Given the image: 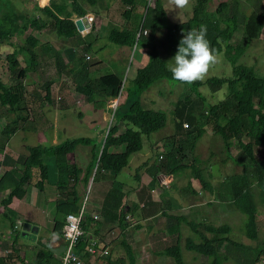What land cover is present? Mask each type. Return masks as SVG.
I'll return each instance as SVG.
<instances>
[{"label":"trees","instance_id":"16d2710c","mask_svg":"<svg viewBox=\"0 0 264 264\" xmlns=\"http://www.w3.org/2000/svg\"><path fill=\"white\" fill-rule=\"evenodd\" d=\"M96 2V0H91ZM120 0L127 8L123 12V17L128 22H135L132 26H114L107 30V40L116 44L118 47L128 46L133 48L135 45L143 46L146 50L148 61L144 66L137 70L135 78L128 84V90L119 99L118 106L114 113V120L104 130L100 131L95 137H68L64 141L53 143L48 146H30L29 153L17 162H13L15 168H7L8 157L0 153V193L9 191L2 200L3 214L11 221L14 226V219L10 216L12 209H17L18 203L25 195L24 185L30 183L35 176L33 170H37L40 179L36 185L40 188L44 186L45 180L49 177L50 163L53 162L59 172L61 180L66 174L67 179L74 180L69 188L63 185L61 180L58 182L60 194L57 198V211L63 215L64 219L70 212H78L82 205L80 188L88 184L93 171L104 169L119 174L128 166L132 154L143 148V136L150 135L167 125V115L162 110L148 109L142 105V93L154 82L160 79L173 80L170 71L167 70L168 62L163 58V54L173 56L181 37L189 30L198 28L204 24L207 28L206 36L210 47L215 50V54L225 50L228 60L233 64V75L227 78L211 77L206 81L196 80L190 83L191 89L198 96V109L201 114L196 115L193 102L187 109L186 104L191 100L178 101L175 104L174 120L176 124L175 135L172 137V146H169L167 156L157 164V170L167 175L181 174L191 168L195 179L199 180L202 188L210 192L213 184L206 176V172L201 168L202 164L208 160L201 159L197 154L193 156L189 163L185 162L182 154L184 149L195 151L197 141L205 134L207 123H212L213 130L219 134L223 140L224 148L230 158L231 149L235 144H239L241 150L246 154V160L241 163L242 173L231 174L225 179V192L232 196L231 205L246 216L243 226L244 233L250 239L257 240L259 235V205H264V171L258 168L260 161L256 155L257 147H264V76L259 75L254 67L248 65H237L238 59L244 55L251 42L258 39L264 30V8L262 10H252L245 13L239 9L241 5L238 0L220 2L215 10L210 11L212 0H194V7L189 19L182 23H174L169 19L165 9L164 0ZM73 5L78 6L77 0H72ZM9 0H0L3 6V14L0 15V65L3 60L1 47L8 44L14 47L5 61L22 66L20 74L28 75L26 69L35 68L40 64L43 49L40 46L39 38L34 34L41 31L44 27L53 29L59 36L72 38L81 34L76 26L73 15L78 17L86 15V11L79 5L77 8L70 9L64 2H50L45 6L35 5V11L42 15L33 18H26L24 23L17 24L20 16L17 8ZM97 20L93 23L90 33L98 31ZM239 25H243L244 34L242 40L233 45L231 40ZM33 30L21 44H16L11 40L13 36H20L27 30ZM141 29L139 38L138 32ZM145 31H147L145 33ZM86 35V36H87ZM85 36V37H86ZM88 36V37H89ZM96 40V37H95ZM92 41V40H90ZM96 42V41H95ZM89 43L87 49L97 45ZM101 47V45L99 46ZM138 48V47H137ZM102 50V48H99ZM55 62L59 73L68 69L69 78L64 80V86H68L71 93L75 95L84 94L89 96L91 93L98 92L103 94L109 101L119 95L124 76L113 72L101 76H91L90 64L84 55L79 56L77 61L66 62L60 52L55 51ZM29 62L26 64L25 60ZM32 66V67H31ZM16 71V69H14ZM15 73V72H14ZM53 80L45 82L46 95L43 96L44 102H53L51 87ZM180 82V81H179ZM127 83V81H126ZM184 83V82H180ZM208 84L215 92L223 84L228 85L229 92L227 97L219 103H207L199 88ZM126 86V84H125ZM26 90L22 82L8 84L0 77V106H7L18 116L19 122H7L2 130V140L0 149H4L11 137L20 129L21 122L27 115L22 111H29L24 102ZM104 106L106 103L99 102ZM21 104L23 106L21 107ZM207 112V116L205 113ZM186 119V120H184ZM184 121L187 126H184ZM248 139L249 141L245 140ZM79 145L90 147L91 161L86 168L72 163V156ZM167 149V150H168ZM53 157L46 161L44 156ZM21 159V160H20ZM16 171L21 173L18 175ZM211 172V171H208ZM83 174L82 179H80ZM82 181V182H81ZM83 183V184H82ZM122 183H114L105 195L101 210L102 223L117 221L122 225L126 222V217L135 208L127 206L123 202V197L127 192L122 191ZM169 221H175L174 229L176 243L166 246L162 253L174 259V264H187L183 255V245L181 236V225L187 223L192 227L194 235L187 237L185 248L194 251L199 255L207 257V261L202 264H224L230 258H236L239 264H264V248L255 250V256L248 255L246 245L231 239L228 233L232 227L229 224L216 226L210 222H191L186 216H178L166 212ZM87 218V216H86ZM85 218V219H86ZM65 221V220H64ZM101 223V222H100ZM59 234L63 235L62 223H57ZM83 227L87 230L85 220ZM177 230V232H176ZM227 234V235H225ZM86 234L85 237H88ZM17 242H13L15 252L19 247ZM126 248L128 261L120 259L109 264H135L133 248L130 244L122 240ZM86 242H81L80 250L84 251ZM21 247V246H20ZM251 251V250H250ZM20 257V256H17ZM84 259V258H83ZM5 264V258L0 259ZM35 262L59 264V255L54 254L53 250L45 243L36 252Z\"/></svg>","mask_w":264,"mask_h":264},{"label":"rangeland","instance_id":"374dc122","mask_svg":"<svg viewBox=\"0 0 264 264\" xmlns=\"http://www.w3.org/2000/svg\"><path fill=\"white\" fill-rule=\"evenodd\" d=\"M9 1L12 3L10 5H14V7L17 8V13L20 16V19L18 20L17 24L24 23L26 18H33L36 14L37 16L42 15L39 11H35L36 3L41 6H44L45 4H50L51 1L56 3L64 2L69 6L70 9H73V7L77 8L80 5L87 12L86 15L90 16L93 15V12L96 9L101 10V12L104 13L105 9L107 10L109 7H111V9L109 10V15H111V19L108 21L109 27L105 29L104 32L105 38H103V40L105 41L104 43H102L101 47L95 46L93 50H91V48L87 49V45L89 43H93V46L94 43H96L97 45L99 43L97 39L95 40V33H90V35L92 36L87 35L88 31L90 32V29L87 31L85 30L81 34L72 38H65L59 36L52 28H44L42 31L36 32L29 29L20 36H13L11 40L14 41L17 45L23 43L25 38L31 32H35V35L40 36L42 43H50L49 47L46 46L47 48H51L50 50L45 52L48 55H44V52L42 51L43 54L42 59L40 61V65L35 68L26 69L28 75L20 74V69L22 68V66H20L17 62L15 64L11 62L8 63L5 61L6 56L14 50V47L8 44H4L1 47L4 61H2L0 65V77H2L8 84H15L17 82L23 83L26 93L28 91L27 103L35 101V104H31V107L33 108L29 114H31L32 118L34 117L35 119H37L36 128H32L33 124L28 123L27 127L31 130H25V132L27 133H24V131H19V133L15 134L10 140L11 146H16L20 154H28V148L30 146H48L51 145L53 139H59V141H64L70 136H91L94 129L97 128V123H103L102 127L111 124L113 120L114 108L112 109L111 107L112 101H108L103 94L95 92L94 94L90 95V97L88 98L89 101L83 100L78 95H75V99L72 98L71 100L70 95L68 93L66 94V86L61 87V76H63L64 74L65 78L67 76V71L63 70L62 74L58 72L54 55L56 54L55 51L60 52V54H62L63 56V59H65V61L67 62H76V58L81 55H84L86 60L90 64V68L92 67V69H95V72L98 73L96 74L97 76H99V74L101 73H105L108 71H117L119 72L118 74H120L121 76H123V74H125L127 70L128 72L129 70L132 72L136 64L135 57L139 50L137 48L138 46L135 45L133 48L128 46L118 47L116 44L111 43L107 40V30L114 26H119L117 23V18H122L123 11L121 7H124L125 5L122 4V2H120L119 0H112L114 2L113 5H111V0H96V2H93L91 0H77V2L79 3L78 6L73 5L72 0H50L48 4L47 1L49 0ZM178 1L184 7V10H188L190 8V11H193V4L195 3L194 0ZM221 1L223 2L225 0H213L211 2V6L217 8L219 5L218 3ZM149 3H154V0H150ZM257 4L259 3L257 2ZM252 5H254V0H241V5L239 6V9L244 10L245 13H250L253 9ZM261 5H263V2H261L258 6ZM209 10L212 11V9ZM3 11L4 8L0 5V15L3 14ZM243 34L244 27L239 26L231 40V44L235 45L239 43L242 40ZM99 48H102L100 53ZM125 55V63L127 64H124V66L121 67L118 61L121 60ZM162 56L168 63H171V55L163 54ZM216 56V62L209 67L206 75L203 77V79H201L202 81H206L211 77L227 78L233 75V64L228 60L225 54V50L221 53L216 54ZM28 62L29 59L25 60L26 64ZM237 65L252 66L259 75L264 76V30L258 39H255L251 42L244 55H242L238 59ZM14 69H16V71H14ZM121 70H124L123 74H121ZM47 79L53 80V102L42 101L39 98V94H35L34 96L32 95V93L36 92V88H39L41 84H44L45 80ZM129 83L130 82L128 81L125 87V93L129 88H127V86H129ZM199 90L202 95L206 98L207 103H219L227 97V94L229 92L227 84H223L222 87L215 92L211 89L208 84L202 85ZM194 91L195 90L191 89V85L188 83H180L179 81L175 80L160 79L154 82L150 87L145 90L144 93H142V105L148 109L162 110L163 112H165L167 115V125L164 128L151 133L148 136H143V148L138 151V153L134 154L129 165L122 170V175L121 177H119L121 180L125 181L124 178L128 177L126 176V174L128 175L130 173L127 180L128 183H131L130 185H134L137 183L138 180V178H136L137 174L146 175V171L150 173L151 177L153 176L154 172L155 174H157V164L164 159V156L160 157V154L163 153L162 151H160L161 147L165 149L164 155H166V148L172 146V137L175 133V114L173 112L175 109V104L178 101L184 102L186 101L187 97H190L191 100L188 102V104H186L187 109H189L188 106L191 102H193L195 108L198 109L197 107L199 105L196 101L198 100V96L195 93L196 91ZM99 102H103L106 104L104 106H100ZM22 106L23 104H21V107ZM22 114L28 115V112L24 110L22 111ZM199 114H201L200 109L196 110V115ZM19 115V112L13 114V122L20 121L18 120ZM205 116H207V112L205 113ZM12 119H4L3 123L6 121L4 127L7 125V121H11ZM82 120H84L83 123H81ZM21 127H24V123L21 124ZM205 128L206 132L197 141L195 151L184 149L182 154H185V157L183 158V160L189 163L191 158L196 154L201 159L208 160L209 162L202 164L201 168H203L206 172V176L209 175L208 171L212 169L215 179L219 178L217 176V170H219L222 174V179L223 175L228 176L231 174L242 172L243 169L242 165L240 164L246 160V154H244V152L241 150L240 145L237 143L232 147L230 153L232 156L229 158L228 153L224 148L223 140L221 136L213 130L212 123H207L205 125ZM64 131H66L68 134H66V132ZM245 140L249 141L248 139ZM81 149L87 150L88 147H82L80 148V150ZM0 151L3 150L0 149ZM255 152L260 159L258 163V165L260 166H258V168H260L261 170L263 169L262 171H264V147H257L255 149ZM48 157L49 156L45 155V159H47ZM143 160L144 162H149V165H146L144 166V168L140 169V165ZM81 165L84 166V164ZM86 167L87 166H85L84 168ZM95 176L96 170L93 171V174L90 177V183L86 186L82 203L84 201L85 196H88V199L92 198L91 193H93ZM180 178L181 180L178 184H180L179 192L181 196L187 190L188 186L186 185L187 177L185 175H182L180 176ZM217 181L219 182V180ZM192 187L197 190L203 189L205 193L204 199L202 200H207V198L209 197V193L204 188H202L199 180L195 179V183H193ZM37 190L40 194V197L41 195H44L45 199L47 200H50L51 196L53 195L52 191L54 193L56 192V189L53 187L52 184H47L46 188H43L42 191H40L38 188ZM166 199L167 197H164V200ZM231 200L232 196L228 193L225 194V200L223 202L225 204L224 208L226 209L224 212L225 218L223 216L222 218L218 216L217 223L229 224L232 227V230L230 233H228V236L231 239L246 245L247 248H264V205H259V215L257 216L259 224V235L257 240H253L248 238L243 230L246 216L242 212L236 210L233 205H231ZM125 201L126 196L123 197V202ZM1 205L2 204H0V221H2L3 223L7 222L8 227L0 230V259L5 258V264H17L20 263V258L24 254H34L35 257L36 252L42 247V243L40 244L39 240L44 237L48 232L46 226L42 225L39 227L38 231L30 230L28 231V233L23 234V226L27 222H24L25 220L23 218L17 219V227L16 229H13L10 226L11 221L9 219H6L3 215V207ZM205 210L209 215L213 217V222H215L214 216H217L215 210L209 209L208 206L205 208ZM137 212L138 211L135 212V218L139 219L140 214L139 212ZM129 217L133 221L131 214L129 215ZM50 218L51 216L49 215L48 219ZM130 224L131 223H129V225ZM130 232L131 233L126 236V239L124 237H121L120 242H117L116 244L110 242L108 244V248L104 246L107 250V253L101 254V251L103 250L101 249V247L104 243H100V245L98 246V242L94 241V245L98 247V253L96 254L95 264H109L110 260L115 262L120 259H125L126 261H128L126 248L125 246H123V244H120L122 243V240L132 246L135 264H174V259L170 256L163 254L162 250L166 246L174 245L176 243V237L165 236L161 233H155L151 235L147 234V232H141V236L139 235L135 227H131ZM85 235L83 236L81 242H83ZM185 240L186 237L183 236L181 241L183 245L184 259L187 264H202L203 262H206L208 260L207 257L186 249ZM14 241L17 242L16 246L19 247L18 252L14 251ZM247 252L248 255L255 256V249H249L247 250ZM81 253H83L84 255V251H81ZM101 255L103 257H101ZM0 264L4 263L0 262ZM225 264L239 263L236 258L232 257L231 259L226 261Z\"/></svg>","mask_w":264,"mask_h":264},{"label":"crops","instance_id":"0c3cea01","mask_svg":"<svg viewBox=\"0 0 264 264\" xmlns=\"http://www.w3.org/2000/svg\"><path fill=\"white\" fill-rule=\"evenodd\" d=\"M225 1H231V0H225ZM238 1L241 4V0H238ZM49 2H50V0L47 1V4ZM257 2L259 4H257ZM261 2H263V5L258 6V5H260ZM113 3L114 2L111 0V5H113ZM164 5H165V9L167 11V14L169 16V19L174 23L185 22L189 19V17L192 14V10L190 11V8L188 10H184V7L179 3L178 0H164ZM212 5H213V3H212ZM252 6H253L254 10H259V9L262 10L261 8H264V0H254V5H252ZM126 8H127L126 6L121 7L123 12L126 10ZM210 8L212 10L216 9V7H214V6H210ZM110 9H111V7H109L107 10L105 9L104 13L101 12V10L96 9L93 12V15H91L93 17L92 25H93V23H95L96 20L98 21L97 26L99 29L97 32H95V37L99 43L98 45H96L97 47L102 45V43H104V41H105V40H103V38H105L104 32H105V29H107L109 27L108 21L111 19V15H109ZM88 16H90V15H88ZM76 17H78V15H76V13H75L72 18L75 19ZM117 23L121 27V26H125V25L126 26H132V25H134L135 22H133V21L128 22L122 16V18L121 17L117 18ZM239 26H243V25H239ZM44 28H48V27H44ZM88 33H89V31H88ZM37 37L40 40V46L43 49L44 55H48L45 52L51 49V48L46 47V46L49 47L50 43H48V42L42 43L40 36H37ZM138 49L139 50H138L136 57H135L136 58L135 67H134L132 72L129 70L127 82L128 81L131 82L135 78L138 68L141 66H144L148 61V57H147V53H146L145 48L143 46H138ZM100 51L101 50H99V53H100ZM126 55H127V53H126ZM126 55L121 60L118 61V63L120 64L121 67L124 66V64H127V63H125L126 62ZM39 65L40 64H38V66ZM64 70L67 71V76L65 78H64V74H63V76H61V78H62L61 79L62 80L61 87L64 86V80L66 78H69V76H70V72L68 71V69H64ZM95 71L96 70L92 69V67L90 68V74L92 77L97 76L96 74H98V73H96ZM62 72H63V70L61 71V74H62ZM113 72L119 73L117 71H108V72L99 74V76L106 74V73H113ZM121 72H122L121 74H123L124 70L123 71L121 70ZM48 80H50V79L45 80V82ZM45 82H44V84H45ZM44 84H41L39 88H36V92L32 93L33 96L35 94H39V98L42 101H44L43 96L46 95V88H45ZM42 85H43L44 89H43ZM65 89L67 90L66 94L68 93L70 95L71 100H72V98L75 99V93H71L69 91L68 86H66ZM51 93H52V87H51ZM94 93H91V94H94ZM79 94L80 95H78V96H80L83 100H88V98L91 95L90 94L89 96H86V95L81 94V93H79ZM27 95H28V91L26 93V99L24 102L25 103L24 106L26 105V107H28V109H29L28 115L26 116L24 121L21 122V124L24 123V127H21V125H20V129L15 134L19 133V131H24V133H27V132H25V130H27V131L31 130L30 128L27 127L28 123L33 124L32 128H34V129L36 128V125H37V119H35L34 117L32 118L31 114H29L33 108V107H31V104H35V101L27 103V97H28ZM100 106H102V105H100ZM8 109L9 108L7 106H0V141L2 140V137H3L2 136V130L4 128V125L6 124V121L3 123V120L6 118H7V120H10L13 118L14 113L12 111H11V113H9ZM83 122H84V120L81 121V123H83ZM187 122L188 121H184V124H186ZM102 124L97 123V128L94 129L91 136H87V137H95V135H97V133L104 130L107 126L102 127ZM175 129H176V124H175V120H174V132H175ZM64 132H66V131H64ZM66 134H68V133L66 132ZM174 135H175V133H174ZM82 136H79V137H82ZM12 137H11V139H12ZM83 137H86V136H83ZM10 140L7 143L6 147L4 149H2L3 151H0V153H3L8 157V162L6 164V167L8 169L9 168H15L13 162L14 161L17 162L20 157L23 158L26 155V154H20L19 151L17 150L16 146H11ZM51 140H52V138H51ZM58 142H61V141H59V139L58 140L53 139L51 144H53V143L55 144ZM82 147H86V145H82V146L79 145L75 149L71 162L84 168L85 166L89 165V163L91 161V155L92 154L90 152L89 146H87L88 147L87 150L86 149L80 150V148H82ZM167 149L168 148H166V150ZM160 151L163 152L161 154L164 156L163 158H165L167 156L168 150L166 151V155H164V152H165L164 148L161 147ZM136 153H138V152H136ZM136 153H134V154H136ZM134 154L131 155L129 163L131 162ZM44 159H45V156H44ZM52 159H53V157H48L45 160L50 161ZM81 164H84V166ZM146 165H149V162L147 163V162H144V160H143V162H141L140 169L144 168V166H146ZM242 169H243V167H242ZM209 171H211V172H208L209 175L207 177L211 181V184H213V189L210 192L207 191L209 193L208 194L209 197L207 198V200L203 201L202 199H204V193H205L203 191V189L197 190V189H194L192 187L193 183H195V177L192 174L191 168L186 169L181 174H170V175H167L164 172L157 170V174H155V172H154L152 177L150 176V173L148 171H146V175L137 174L136 178H138V180H137V183L134 185L133 184L130 185L131 183H128L127 179L129 177L130 173L128 175L126 174V176H128V177L124 178L125 179V181H124V180H121L119 178L122 175V171L119 174H114L113 172L108 171V170H104V169L98 170V172L95 176V179H94L93 193H91L92 198L88 199V203H87V218L85 219V225L87 227L86 234H89V236L84 237V239H83V242H86V245L84 247L88 253V254H86V256L83 255V258H84V261L86 262V264H95V262H96L95 258H96V254L98 253V247H96L94 245V241L98 242V246L100 245V243H104L102 245L101 249H104L105 247L108 248L109 247L108 244L110 242L116 244L117 242H120L121 237H124L126 239V236L131 233L130 232L131 227H135V229L137 230V232L141 236H142L141 232H147V234H151V235H153L155 233H161V234H164L165 236L176 237L177 234L174 231V229L176 227V222L175 221H169L167 219L166 212L169 214H176L178 216H181V215L186 216V218H188V220L191 222H197V223L210 222V223L215 224L216 226L222 225V224L217 223V220H218V216L220 218H222V216L225 218L224 212L226 209L224 208L225 204L223 202L225 200V194H227V193L225 192V186H223V183H225V179L227 178V176L223 175V179H222V174L220 173L219 170H217V176L219 178L215 179V176H214L212 169ZM16 172L18 175L21 173L20 171H16ZM33 173L35 174V176L32 178V181L30 183H27L24 185L25 195L22 198V200L18 203L17 209L11 210L10 216L12 217V219H14L15 224H14V226H11V225L10 226L13 229L16 228L17 219H21V218H23L25 220L24 222H29L32 225H36V226L38 225V228L42 225H45L48 232L46 233V235L44 237H42L39 240V242H40V244L42 243L41 245H44L45 243H47L48 247L51 250H53L54 254H57V251H59L61 249V247L64 245L63 236L59 234V229L62 230V228L58 227L57 223L59 222V223L64 224L65 219H64L63 215H61V213H59L57 211V202H56L57 198L60 194V189L58 188V182L61 180L62 176L59 177V172L55 168V165L53 164V162L50 163L49 177L45 180L44 186L42 188H40L36 185V183L40 179V175L37 174L36 169L33 170ZM240 173H242V172H240ZM1 174H2V169H0V176H1ZM64 175L65 176L63 177L61 182H63V185H65V186L68 185V186H66V188H69L72 185V183L74 182V180L67 179L66 174H64ZM182 175H185L187 177L186 178V185L188 187H187V190L180 196V192H179L180 184H178V183H180V180H181L180 176H182ZM82 177H83V174L81 175L80 179H82ZM217 180H219V182ZM118 182L123 184L122 191L127 192L125 203L127 204V206H131V207L135 208L134 209L135 211L132 212V214H131L133 221L128 215L126 217L128 220L126 222H123L122 225L120 223H118L117 221H113V222L108 223V224L102 223L101 210H102L105 195L108 192V190L111 189L113 184L118 183ZM89 183H90V180H89L88 184ZM215 183H217V184H215ZM47 184H52L53 187L56 189L55 193L52 191L53 195L51 196L50 200L45 199L44 195H41V197H40V194L38 193V190H37V188H38L40 191H42L43 188L44 189L46 188ZM85 189H86V185H83L80 188L81 199H83ZM8 192L9 191L7 190L6 192L0 193V200H1L0 204H2V200L7 196ZM222 195H223V198H222ZM164 197H167V199L164 200ZM164 201H165V203H164ZM207 206L209 209L215 210V213L217 214V216H214L215 217L214 221L216 223L213 222V217L206 212L205 208ZM136 211H138L140 214L139 219L135 218V212ZM49 215L51 216L50 219H48ZM0 223H1L0 230L8 227L7 222L3 223L2 221H0ZM129 223H131V224L129 225ZM180 231H181L182 237L185 236L187 238V237H192L194 235L192 227L190 225H188L187 223H182ZM176 232H177V230H176ZM120 244H122V243H120ZM92 246L95 248L96 252H91L88 250V248L92 247ZM248 248L249 249H255V250L258 249L257 247H255V248L248 247ZM84 252H85V250H84ZM57 255H59V254H57ZM20 259H21L20 263H17V264L36 263L34 254H29V253L24 254L21 256ZM59 259H60V255H59Z\"/></svg>","mask_w":264,"mask_h":264},{"label":"clouds","instance_id":"9594fccd","mask_svg":"<svg viewBox=\"0 0 264 264\" xmlns=\"http://www.w3.org/2000/svg\"><path fill=\"white\" fill-rule=\"evenodd\" d=\"M140 32L141 29L139 30L138 34ZM146 32L147 31H145V33ZM206 32V26L204 24H200L198 28L187 31L181 37L177 47V51L170 59L171 63L167 64V70L170 71L173 80L188 84L196 80H201L206 75L209 67L216 62L217 56L215 54V50L210 47ZM137 38H139V36ZM109 125L107 126L108 128ZM184 126H187V123L184 124ZM161 156L163 157L162 154L160 155V157Z\"/></svg>","mask_w":264,"mask_h":264},{"label":"built area","instance_id":"2783aa9c","mask_svg":"<svg viewBox=\"0 0 264 264\" xmlns=\"http://www.w3.org/2000/svg\"><path fill=\"white\" fill-rule=\"evenodd\" d=\"M89 21L92 23L93 17L89 16ZM140 33L138 34V36ZM137 36V37H138ZM128 76V70L126 71L124 75V81L121 85L119 95L117 98L112 99V109L113 110V116L116 110V107L118 105L119 99L123 93L126 80ZM162 157V156H161ZM89 192V188H88ZM88 201V196H85L84 201L80 207V210L78 212H70L66 215L65 224L63 228V238H64V246L65 249L60 254V262L59 264H86V262L83 259V254L80 251V242L85 235V229L83 227V222L86 218V204ZM89 251L95 252L94 247H89ZM107 253V250L104 248L101 252V254ZM25 264H37V263H25ZM41 264H52L43 262Z\"/></svg>","mask_w":264,"mask_h":264},{"label":"water","instance_id":"95a60500","mask_svg":"<svg viewBox=\"0 0 264 264\" xmlns=\"http://www.w3.org/2000/svg\"><path fill=\"white\" fill-rule=\"evenodd\" d=\"M75 23H76V26H77L79 32H81V33L84 32L86 29L87 30L91 29V27H92V24L89 21L88 15H84L82 17L76 18ZM23 230H24L23 234H26L30 230L38 231L39 228L36 225H32L31 223L27 222L24 224ZM64 249H65V246L63 245L61 247V249L59 251H57V254H61Z\"/></svg>","mask_w":264,"mask_h":264}]
</instances>
